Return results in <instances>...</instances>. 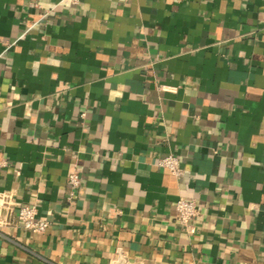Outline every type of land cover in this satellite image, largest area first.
Instances as JSON below:
<instances>
[{
    "label": "crops",
    "instance_id": "obj_1",
    "mask_svg": "<svg viewBox=\"0 0 264 264\" xmlns=\"http://www.w3.org/2000/svg\"><path fill=\"white\" fill-rule=\"evenodd\" d=\"M0 193V264H264V0H0Z\"/></svg>",
    "mask_w": 264,
    "mask_h": 264
},
{
    "label": "built area",
    "instance_id": "obj_2",
    "mask_svg": "<svg viewBox=\"0 0 264 264\" xmlns=\"http://www.w3.org/2000/svg\"><path fill=\"white\" fill-rule=\"evenodd\" d=\"M159 166L167 169L173 176L179 178L183 175L180 168L179 158L170 155L162 158L158 162ZM81 185V177L78 173H73L69 176V188L71 196H73ZM13 198L8 193H0V217L4 219L15 210ZM177 213V222L191 236L195 235L197 228L195 220L199 216L197 203L195 200H186L180 198L175 205ZM15 218L19 225L32 234L45 233L49 228V222L37 218V209L32 205L18 206Z\"/></svg>",
    "mask_w": 264,
    "mask_h": 264
}]
</instances>
